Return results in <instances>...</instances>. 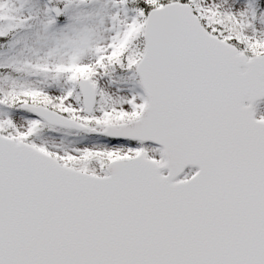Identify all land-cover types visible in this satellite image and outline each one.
<instances>
[{"label": "snow or ice", "instance_id": "obj_1", "mask_svg": "<svg viewBox=\"0 0 264 264\" xmlns=\"http://www.w3.org/2000/svg\"><path fill=\"white\" fill-rule=\"evenodd\" d=\"M0 264H264V0H0Z\"/></svg>", "mask_w": 264, "mask_h": 264}]
</instances>
